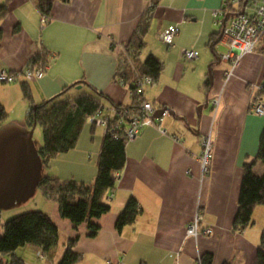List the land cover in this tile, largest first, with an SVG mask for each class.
Segmentation results:
<instances>
[{"label":"crops","instance_id":"obj_1","mask_svg":"<svg viewBox=\"0 0 264 264\" xmlns=\"http://www.w3.org/2000/svg\"><path fill=\"white\" fill-rule=\"evenodd\" d=\"M5 2L7 13L0 19V70L18 72L34 57H40L45 68L41 78L0 83V105L7 113L0 130L12 126L30 130L26 121L29 104L22 97L21 83L28 85L35 104L83 81L80 88H71V96L63 98L89 92L83 86L89 85L103 96L99 99L102 116L112 117L111 108L116 105H133L132 82L120 86L115 72L122 47L138 33L149 0L55 2L45 25H40L41 14L31 0H0V6ZM220 3L159 0L135 65H142L149 56L161 64L144 98L154 113L165 110L155 121L164 133L145 126L133 141L125 143V165L115 175L114 191L106 196L109 212L95 220L99 231L94 238L85 236V224L75 232L60 217L57 205L44 196L40 211L56 225L58 241L36 263L25 253L35 256L37 249L22 247L18 257L24 264H58L66 240L76 233L80 237L74 246L79 255L75 264H107L108 260L114 264L120 260L123 264H195L205 253L213 255V264H254L264 232V205L254 208L252 225L246 229L235 231L233 222L244 166L255 160L264 129V114L250 110L253 93L264 106V37L227 76L229 64L219 59L226 48L218 42L211 45V38L221 30L212 15ZM169 25H176L178 33L167 47L159 35ZM183 50L196 51L198 57L185 60ZM258 85L260 91L255 88ZM214 99H218L216 107ZM91 126L90 144L96 143L94 131H103L95 152L86 153L79 137L75 148L54 158V172L43 177L94 183L105 133ZM206 135L212 141V154L203 174L198 158L201 138ZM93 155L97 159L91 163ZM68 159H72L69 165L62 163ZM252 170L261 175L264 165L256 161ZM129 199L137 202L139 214L118 231L116 218ZM197 213L202 216L199 231L210 228L212 233L194 239L185 231Z\"/></svg>","mask_w":264,"mask_h":264},{"label":"trees","instance_id":"obj_2","mask_svg":"<svg viewBox=\"0 0 264 264\" xmlns=\"http://www.w3.org/2000/svg\"><path fill=\"white\" fill-rule=\"evenodd\" d=\"M31 1L40 14L49 16L55 2L68 3L70 0ZM158 2L159 0H149V8L141 17L138 33L133 35L126 46L133 51L130 56L135 70L141 76L151 77L153 81L160 74V62L153 56H149L139 66L135 65V61H137L138 54L143 47L142 38L148 30L149 18ZM6 13L7 2L0 6V19ZM218 40L219 34L213 35L211 45L213 46ZM30 63L33 66L43 65V60L41 62L40 57H34ZM122 72L125 83L132 82H130V90L134 97V103L132 106L127 107H136L141 97L136 96L134 93V71L123 63ZM80 83L84 82L79 81L70 85L58 95L39 104L33 102L28 85L26 83L20 84L22 97L29 104V111L26 116L27 126L29 129L34 126H40L42 129L43 144L39 150L41 164L46 165L57 155L75 148L84 125L88 122L87 119L93 113L102 109L99 99L103 96L89 85H83L89 89V92H81L72 98H63L69 89L78 86ZM207 84H209L208 81ZM123 107L126 106H114L116 109ZM6 118L7 113L0 105V124ZM125 143H127L125 139H114L110 135L104 134L97 160L96 177L92 185H85L72 180L61 181L50 177H43L38 184L43 195L57 205L60 217L69 221L75 232L85 224V236L87 238H94L97 235L99 225L95 223V220L109 212V205L105 202V199L108 194L114 191L115 175L125 165ZM256 161H260L264 165V129L259 137L255 160L244 166L238 195V209L233 222L235 231H241L251 226L254 208L264 205V172L261 175L254 174L252 167ZM138 214L137 202L134 199H129L123 211L116 218L115 228L119 231L124 226L132 224ZM79 237L80 235L76 233V235L66 240L64 252L58 264H75L78 261L79 255L74 250V246ZM57 241L58 230L50 217L41 211H30L16 216L4 224L3 235L0 237V255L11 256L5 264H24L23 260L15 255L18 248L28 245L46 254L57 244ZM197 264H213V255L209 253L201 255ZM254 264H264V232Z\"/></svg>","mask_w":264,"mask_h":264},{"label":"built area","instance_id":"obj_3","mask_svg":"<svg viewBox=\"0 0 264 264\" xmlns=\"http://www.w3.org/2000/svg\"><path fill=\"white\" fill-rule=\"evenodd\" d=\"M212 15L221 23L218 43H221L226 48V51L219 55V59L229 64L230 71L227 73L228 76L240 59L252 53L258 42L264 37V0H221L220 6L212 10ZM48 21L49 16L45 14L40 15V25H45ZM177 33V26L169 25L161 31L159 37L165 46L170 47L173 45ZM132 52L126 46L122 47V54L116 68L115 79L120 86L124 87L126 83L122 72V64L125 63L133 69L135 77L134 93L136 96L141 97L138 106L123 107L121 109L111 108L113 112L112 117L102 116L101 109L87 119L89 124L103 128L105 134L110 135L114 139H125L127 142L133 141L145 126H152L161 133H164L160 125L155 122L152 104L144 98V90L153 83V79L149 76H141L135 70L132 57L130 56ZM182 57L185 60H193L198 57V53L193 50H183ZM44 68L42 64L33 66L31 63H28L18 72L10 73L6 70H0V83L12 84L41 78ZM255 88L257 91L261 90L260 85L255 86ZM212 104L216 107L218 99H214ZM250 110L258 116L264 114L261 98L256 93L251 95ZM200 145L201 154L198 159L202 173L206 174L212 154L210 136H203ZM201 220V214L197 213L186 227L185 233L187 237L196 239L199 235H211L212 230L210 228H204L199 231ZM37 257L42 259L45 257V254L38 250ZM198 262L199 259H197L195 264ZM107 264L114 263L108 260ZM117 264L123 263L120 260Z\"/></svg>","mask_w":264,"mask_h":264},{"label":"water","instance_id":"obj_4","mask_svg":"<svg viewBox=\"0 0 264 264\" xmlns=\"http://www.w3.org/2000/svg\"><path fill=\"white\" fill-rule=\"evenodd\" d=\"M164 112L156 111L153 117L160 118ZM34 127L28 132L18 126L0 130V205L22 197L34 184L41 165L39 157L32 155Z\"/></svg>","mask_w":264,"mask_h":264},{"label":"rangeland","instance_id":"obj_5","mask_svg":"<svg viewBox=\"0 0 264 264\" xmlns=\"http://www.w3.org/2000/svg\"><path fill=\"white\" fill-rule=\"evenodd\" d=\"M219 51H221L222 49H218ZM71 89L69 91H67L64 95L65 96H71ZM7 120V119H6ZM3 124H5V121L0 124V126H2L3 128ZM92 126L91 124H89L88 122L85 123L84 128L81 132V136H80V140L81 141V147L86 148V153L90 152H95L96 147H97V142H99V138L100 136L103 134V131L101 129H96L94 131V140H96L95 144H90V138L92 137ZM30 142H31V147H32V155L34 157L38 156L39 157V150L42 147L43 144V134H42V129L40 128V126H35L33 128V133L30 137ZM57 159V158H56ZM61 159V158H60ZM97 158H95V156L93 155L92 158L89 160L91 163L95 162ZM72 159H68V163L62 161L63 164H67L69 165L71 163ZM87 163V162H86ZM55 160L52 159L48 162V164L44 165L41 164L38 166V173L35 176L34 179V184L33 186L20 198L11 201V202H6L0 205V237L3 235V226L4 224L20 215L26 212H30V211H40L41 207H40V201H43V193L40 190V188L38 187L39 182L41 181V179L43 178V176L45 174H47L48 172H54L55 168ZM68 172V171H67ZM42 212V211H41ZM23 248H18L15 252V254L18 256L20 253H22ZM37 252L38 249L36 251V255L35 256H31L30 252L25 253L26 256L30 257L35 263L36 262H41L43 260H39L40 258L37 257ZM30 253V255H29ZM10 255H0V264H5L6 262H8L10 260ZM45 258V257H44ZM42 258V259H44Z\"/></svg>","mask_w":264,"mask_h":264}]
</instances>
